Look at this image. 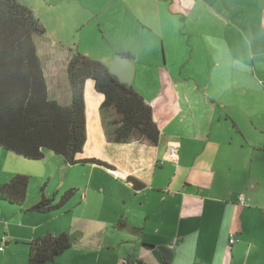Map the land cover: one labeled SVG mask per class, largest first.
<instances>
[{"label": "crops", "instance_id": "obj_1", "mask_svg": "<svg viewBox=\"0 0 264 264\" xmlns=\"http://www.w3.org/2000/svg\"><path fill=\"white\" fill-rule=\"evenodd\" d=\"M67 1L20 0L37 18ZM120 4L118 32L131 21L138 31L135 38L146 47L142 56L150 65L138 73L134 64L131 85L139 79L134 88L152 107L158 143L108 142L98 113L103 95L87 79L86 142L77 157L113 166L84 164L88 182L77 188L96 213L78 218L82 225L70 228L54 220L52 211L27 212L28 223L18 233H8L5 242L14 239L11 248L21 244L28 253L32 239L73 229L79 241L48 264H264V0ZM120 51H130L131 61H138L134 51ZM177 62V71L171 70L169 63ZM190 63H197L198 71ZM147 75L153 81L151 92L142 80ZM62 86L53 97L47 84L48 93L68 102L67 78L64 100ZM31 161H40L35 169L45 175L56 166L80 165H69L51 151ZM128 176L144 187L134 190ZM119 221L124 226L116 227ZM146 243L168 247L172 259L158 261ZM257 247L261 257L253 259Z\"/></svg>", "mask_w": 264, "mask_h": 264}, {"label": "trees", "instance_id": "obj_2", "mask_svg": "<svg viewBox=\"0 0 264 264\" xmlns=\"http://www.w3.org/2000/svg\"><path fill=\"white\" fill-rule=\"evenodd\" d=\"M44 33L39 19L20 0H0V150L30 160H41L46 151H51L69 165L92 163L113 168L95 157H77L86 142L84 85L87 79H91L94 90L103 95L98 113L108 142L158 143L160 130L151 105L132 85L120 82L100 60L73 53L65 69L69 101L60 102L50 97L36 44V37ZM118 56L130 59L131 53L120 51ZM126 180L134 190L144 187L132 176ZM28 182L27 175L13 174L0 184V200L22 205L26 201ZM72 194L71 188L56 199L54 194L48 196L42 187L39 199L27 212L57 210ZM115 226L122 227L124 222L119 221ZM79 236L77 232H61L32 239L27 242L26 264L53 262L70 249Z\"/></svg>", "mask_w": 264, "mask_h": 264}, {"label": "rangeland", "instance_id": "obj_3", "mask_svg": "<svg viewBox=\"0 0 264 264\" xmlns=\"http://www.w3.org/2000/svg\"><path fill=\"white\" fill-rule=\"evenodd\" d=\"M120 3L121 0H68L66 3L60 4L58 11H48L39 15L38 18L45 29V33L42 37L36 38L37 53L42 62L51 96L56 95V87L64 86L66 83L65 66L67 61L64 56H71L75 52L100 60L109 66L116 57L115 54L118 50L128 48L137 53L136 59L138 61L134 64L138 73H141L143 68L149 67L150 64L142 56L143 49L146 47L143 43L140 45L138 39L135 38L138 31L134 30L131 21L126 20V28L121 34L116 28L122 9ZM124 4L123 9L126 5ZM128 10L131 12L132 8H128ZM144 39L151 40L149 35H146ZM188 65L197 70V63ZM178 66V62L174 63L173 66L169 63L171 70L177 71ZM151 72L153 71L151 70ZM148 75L146 76L148 78L145 77L142 80L145 81V90L151 92L150 88L153 81ZM138 83L139 79L136 78L133 87L139 88ZM63 86L60 97L64 100L66 87ZM1 153L0 184L8 181L13 174L12 172L16 170L26 172L20 174L27 175L29 182L26 201L22 205H10L0 200V264H26L25 258H27L28 253L25 251L27 249L21 244L11 248L15 241L12 239L11 243L5 242L10 236L8 233H18L21 224L26 225L28 223V204L39 199V191L42 187L45 192L56 194L58 198L66 190L72 188L71 197L59 209L51 213L55 214L54 220L61 225L65 224L70 228L71 226H81L82 222L78 218L96 213L92 207L89 208V205L84 203L83 191L77 188V186L82 188L88 182V170L85 165H76L71 168H58L56 166V171L50 168V175H45L42 170L37 171L35 169L41 165L40 161L27 160L6 150H2ZM28 170H30V174L27 173ZM72 182L76 184V187H73ZM88 200L90 203L94 202L90 196H88ZM34 215L38 217L37 214ZM72 231L73 229H68L67 233ZM238 251H241L240 253L237 252V255L240 256L243 249L239 248ZM255 251L253 259L257 255L261 257L262 249L257 247Z\"/></svg>", "mask_w": 264, "mask_h": 264}, {"label": "water", "instance_id": "obj_4", "mask_svg": "<svg viewBox=\"0 0 264 264\" xmlns=\"http://www.w3.org/2000/svg\"><path fill=\"white\" fill-rule=\"evenodd\" d=\"M108 70L113 74L120 82L127 85H131L134 63L129 58L117 56L112 61L111 65L108 66ZM152 249L153 255L158 261H161L164 256L168 261L172 259V251L166 246H155L154 244H145Z\"/></svg>", "mask_w": 264, "mask_h": 264}, {"label": "built area", "instance_id": "obj_5", "mask_svg": "<svg viewBox=\"0 0 264 264\" xmlns=\"http://www.w3.org/2000/svg\"><path fill=\"white\" fill-rule=\"evenodd\" d=\"M229 242H230V243H233V242H234L233 234H230ZM123 262H124V263H127L128 260L125 258V259H123Z\"/></svg>", "mask_w": 264, "mask_h": 264}]
</instances>
